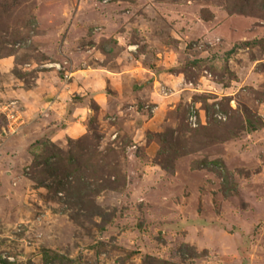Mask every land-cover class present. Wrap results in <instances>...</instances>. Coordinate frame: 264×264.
I'll return each instance as SVG.
<instances>
[{
	"label": "rangeland",
	"instance_id": "obj_1",
	"mask_svg": "<svg viewBox=\"0 0 264 264\" xmlns=\"http://www.w3.org/2000/svg\"><path fill=\"white\" fill-rule=\"evenodd\" d=\"M0 264H264V0H0Z\"/></svg>",
	"mask_w": 264,
	"mask_h": 264
},
{
	"label": "crops",
	"instance_id": "obj_2",
	"mask_svg": "<svg viewBox=\"0 0 264 264\" xmlns=\"http://www.w3.org/2000/svg\"><path fill=\"white\" fill-rule=\"evenodd\" d=\"M94 95H95V96H94L95 98H98V97L100 96L98 93H95ZM76 110H78V109H76ZM77 122H78V121H72L71 123L75 124V126H76V125H77ZM73 130L77 131V130H79V128H78V127H75V128L72 127V128H71L70 130H68V131H73Z\"/></svg>",
	"mask_w": 264,
	"mask_h": 264
}]
</instances>
